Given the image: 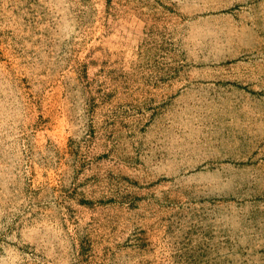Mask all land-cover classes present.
<instances>
[{
    "label": "rangeland",
    "instance_id": "obj_1",
    "mask_svg": "<svg viewBox=\"0 0 264 264\" xmlns=\"http://www.w3.org/2000/svg\"><path fill=\"white\" fill-rule=\"evenodd\" d=\"M0 264H264V0H0Z\"/></svg>",
    "mask_w": 264,
    "mask_h": 264
}]
</instances>
